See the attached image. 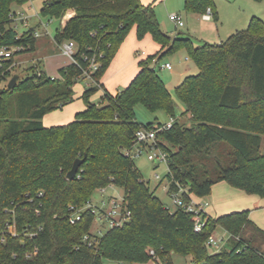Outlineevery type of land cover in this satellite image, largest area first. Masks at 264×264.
I'll return each mask as SVG.
<instances>
[{
    "label": "trees",
    "instance_id": "obj_1",
    "mask_svg": "<svg viewBox=\"0 0 264 264\" xmlns=\"http://www.w3.org/2000/svg\"><path fill=\"white\" fill-rule=\"evenodd\" d=\"M29 1L0 0V49L21 48L0 66V81L13 77L15 54L35 51L34 30L20 34L12 26L13 6ZM208 8L218 21L214 0H185L188 13L203 15ZM69 11L75 14L55 39L76 43L78 65L61 69L55 79L35 66L31 75H18L14 89H0V264H174V255L191 257L192 264H264L257 245L264 241V231L250 220L249 211L218 219L203 215L205 227L196 233L191 215L163 204L125 154L140 128L161 125L139 123L138 105L176 116L175 100L156 67L166 55L186 49L199 74L185 77L175 95L191 125L176 121L158 134L168 153L170 192L179 184L205 198L215 184L225 182L264 199V21L252 17L246 30L226 41L196 46L190 38L163 32L155 2L46 0L41 16L62 21ZM132 29L138 40L150 35L161 49L139 62L127 88L111 95L101 80ZM94 57L98 69L81 96L86 110L67 125L45 127L44 116L74 102V86L88 79L84 71ZM102 89V105L93 104L91 98ZM77 159L84 162L69 180ZM112 185L124 191L131 218L95 236L89 247L83 238L94 236L96 216L87 205L97 191ZM70 207L83 210L73 224ZM219 228L231 238L222 251L212 253L208 238ZM242 248L246 250L239 253Z\"/></svg>",
    "mask_w": 264,
    "mask_h": 264
},
{
    "label": "rangeland",
    "instance_id": "obj_2",
    "mask_svg": "<svg viewBox=\"0 0 264 264\" xmlns=\"http://www.w3.org/2000/svg\"><path fill=\"white\" fill-rule=\"evenodd\" d=\"M153 1L154 0H144V2H147V5H150L153 3ZM45 2L46 0H30L29 4L27 5L13 6L14 12H23L25 17H28L29 20L27 26H23L21 22H18L17 29L19 33L27 31L30 27H32V25L35 24L36 19L34 16L36 12H38L40 14V18H42L41 12ZM214 3L219 19L217 22L215 20L208 22L207 26L202 24L200 21L203 19V15L188 13L185 10V0H157L155 5V14L163 32L173 38L176 36L183 37L184 35H191L194 37L196 42L203 41V43H196L197 46H201L207 42L211 44L218 42L217 44H219L226 41L236 32L246 30L252 17H258L264 21V0L259 2L254 0H214ZM172 14L181 15L185 23L184 28L176 29L175 23L170 19V15ZM43 19L44 23L48 24V30L50 34L48 35L43 32L42 25L37 27L38 31L41 33V37H38L36 50L15 54V62L19 65H16L15 70L11 73L12 76L19 75L21 78H25L32 74L29 69L38 65L39 72L42 71L45 76L55 79L60 77L59 70L66 68L71 64L69 58L63 56L60 48L54 42V37L62 26L61 21L47 17H43ZM37 20L39 21V19ZM204 26L206 33H202V28ZM203 34H205L207 37H200V35ZM128 36V41H131V48L133 49L132 53L136 58H138L136 56V52H140L139 58H144L147 54L154 52L155 45L157 44L150 35H146L142 40H137L135 38V29H132ZM166 63H171L173 66L172 71L162 68V66ZM156 71L162 81L166 84L169 92H171L174 96L176 104V116L173 118L164 112L151 113L144 106L138 105L136 107V115L139 123L143 125H167L172 120H175V122L179 121L182 124L190 126L191 121L189 116L183 115V113L186 111V107L176 97L175 88L181 84V72L185 73V76H195L199 74L198 68L187 54L186 49H180L172 54L166 55L156 67ZM11 79L12 77H10L9 81ZM9 81H0V89L7 87ZM92 83L93 82H91L89 79L82 80L77 83V86L74 87V91L78 92L79 89H88L92 86ZM122 90L123 89H121V91ZM91 102L93 104L102 105V100L100 96L97 95L93 96ZM76 106L77 104L75 103L74 107ZM262 152L264 153V138L262 143ZM133 161L136 167L142 173L144 180L149 183L150 188L154 190L158 186L155 195L162 201L163 204L173 211L175 207L173 206L172 198L168 195L167 190L165 189L168 185V180L165 178L167 174L166 165H158L157 162H151L148 160L146 155L135 157ZM157 174L160 175L162 182H159L155 179V175ZM111 197L122 199L124 197V191L114 185L109 186L103 193L97 191L93 195L92 204L95 206H100L103 201L108 200ZM108 230L109 227L106 221L101 219L95 221L92 232L95 235H99L98 233L101 232L103 236ZM218 232L222 234L223 230L218 229ZM257 245L259 249L264 252V241H259ZM209 251L213 252L211 248H209ZM175 264H192V260L190 257L176 255Z\"/></svg>",
    "mask_w": 264,
    "mask_h": 264
},
{
    "label": "crops",
    "instance_id": "obj_3",
    "mask_svg": "<svg viewBox=\"0 0 264 264\" xmlns=\"http://www.w3.org/2000/svg\"><path fill=\"white\" fill-rule=\"evenodd\" d=\"M29 2L27 4H29ZM154 2L156 5L157 0H154L153 3ZM142 3L147 6V2H144V0H142ZM27 4H25V5H27ZM22 6H24V5H22ZM14 13L16 15L14 17H16V18L24 17L25 20H21L18 22H21L23 24V26H27V24L29 23L28 17L26 18L24 13L21 11L14 12ZM74 14H75L74 11L68 12L66 17L61 21V24H62L61 28L65 25V23L71 17L74 16ZM179 16L181 17V15H179ZM34 17L36 19V22L28 30L33 29L35 33L39 34L38 37L40 38L41 33L38 31L37 27H39V25H42L43 32H45V34L49 35L50 32L48 30V24L44 23L43 17L41 16L42 18H40V14L38 12H36ZM37 19H39V21ZM218 19H219V17H218ZM182 20H183V18H182ZM200 21L202 22V24L207 26V23L212 22L213 18H211L209 21H206L204 19H201ZM12 26H14V22L12 23ZM175 26H176V29L184 28L185 23H184V26H182V27H179L176 24H175ZM205 26L202 28V30H203L202 33H206L205 32ZM208 27H209V25H208ZM23 33H20V34H23ZM38 37H36L37 43L35 46V50H36L37 44H38ZM128 37L125 40V42L122 44V46L120 47L118 53L116 54L115 58L113 59L112 63L110 64L108 70L106 71L104 77L101 80V83L104 86V89L108 93H110L111 95H116L118 92L121 91V89L127 88L130 85V83L134 80V78L137 76V74L140 70L139 62L141 60L146 59L147 57H149L151 55L156 54L161 49V46L157 42L154 41L157 45H155V50L153 53L147 54L144 58H139L140 52H136V56L138 57V58H136L135 55L132 53L133 49L131 48V43H130L131 41L130 42L128 41V39H129ZM176 37H178V36H176ZM183 37L184 38H190L196 46H197L196 43H203V41L196 42L194 40V37L191 35H184ZM200 37H207V36L205 34H203V35H200ZM135 38L137 39L136 31H135ZM54 42L61 50V44H58L56 42L55 37H54ZM214 43L217 44L218 42H214ZM61 53H62V50H61ZM63 56H65V55L63 54ZM70 62L72 63L71 60H70ZM169 64H171V63H169ZM16 65H19V64L16 63ZM36 67H37V69H39L38 65H36ZM59 67H61V66H59ZM171 67H172V69L170 71L173 70L172 65H171ZM185 77H187V76H185V73L181 72L180 73V79H181L180 83L183 82ZM75 86H77V84ZM104 89H102L97 94H95L97 96H100L101 100L105 94ZM85 90L79 89L78 92L74 91V98H75L74 102H72L70 105L65 106L62 110H58V111L49 113L46 116H44V118L42 119L43 125L47 128H51V127H57V126H64V125H67V124L73 122L75 120L76 115L80 112L85 111L87 108L86 104L81 99V96L83 95ZM172 96H173V94H172ZM173 98H174V96H173ZM75 103L77 104L76 107H74ZM263 138L264 137L262 136V143H263ZM261 151H262V144H261ZM157 187L154 189L155 193L157 191ZM199 199H201V201H207L209 203V207L207 209V214L212 219H218L220 217H223V216L231 214V213L249 211L250 220L259 229L264 231V199L260 198L259 196L249 195V194H247L241 190H237V189L231 187L230 185H228L225 182H220V183H217L213 186L212 194L210 196L205 197V198H199ZM175 210H176V208L172 212H174ZM175 256L176 255H174V264H175ZM191 260H192V258H191ZM104 264H126V263L107 260L104 262ZM133 264H159V263L154 261V260H150V261L144 262V263H133Z\"/></svg>",
    "mask_w": 264,
    "mask_h": 264
},
{
    "label": "built area",
    "instance_id": "obj_4",
    "mask_svg": "<svg viewBox=\"0 0 264 264\" xmlns=\"http://www.w3.org/2000/svg\"><path fill=\"white\" fill-rule=\"evenodd\" d=\"M212 18V10L211 8H208L206 13L203 15L204 20H210ZM171 21H173L176 25L179 27L184 26V22L182 20V17H180L177 14L170 15ZM25 20L24 17L16 18L13 17L14 27H18V21ZM35 37H38L39 34L35 33ZM61 50L62 53L68 57L72 63L77 64V60L75 58L77 54V45L73 41H65L61 44ZM21 51V48H14V49H7L2 48L0 49V66L2 63L10 60L15 52ZM99 63L96 60V57L91 59L90 66L87 68V70L84 71L85 75L88 77V79L92 81L90 75L95 72L98 69ZM163 69L171 70V64L167 63L162 66ZM175 124V120H172L167 125H160L156 126L152 129L147 128H140L136 135L134 140V145L131 149H128L125 151V154L127 156L132 157L133 159L135 157H139L141 155H146L148 157V160L154 163L163 164L167 167V174L169 171V159H168V153L166 150L160 146V141L158 139V134L163 131L170 130L173 125ZM166 174V175H167ZM155 179L157 181H161L162 179L160 175H155ZM178 189L176 191L170 192V185L166 186V190L168 195L172 198L173 206L177 209H183L186 213L191 215L192 222L194 224V231L196 233H200L206 224V219L203 218V215L208 216L207 209L209 207V203L207 201H201V199L195 197L194 195L190 194L187 189H184L179 184H177ZM100 192H104L105 189L99 190ZM41 195V194H40ZM187 196V198H184V196ZM87 208L91 209L92 212L96 216V220L104 219L109 227V229L122 227L127 222H129L131 218V212L125 208L124 204V197L122 199L117 198H109L108 200H105L101 203L100 206H95L94 204L89 203L87 205ZM71 211V217L70 222L73 224L76 221H79L81 219V213L83 210L76 209L74 207H70ZM10 231L13 233L14 228L10 227ZM102 236L101 232L98 233ZM95 235H85L83 238V242L87 244L89 247H92L94 243H96L97 239ZM231 238V235L225 231H223L222 234L216 230L213 232L210 237L208 238L207 245L209 248L213 250L212 253H219L222 251L225 247H227V244ZM239 237H236V240H239ZM246 248L240 249L238 252L242 253L245 251ZM150 254L157 259L154 251H151Z\"/></svg>",
    "mask_w": 264,
    "mask_h": 264
},
{
    "label": "water",
    "instance_id": "obj_5",
    "mask_svg": "<svg viewBox=\"0 0 264 264\" xmlns=\"http://www.w3.org/2000/svg\"><path fill=\"white\" fill-rule=\"evenodd\" d=\"M18 79H19V76L18 75H15L12 77V79L9 81L8 83V88L9 89H14L17 82H18ZM84 162V160H81V159H77L74 164H73V167L72 169L70 170V172L67 174V178L69 180L71 179H74L77 175V172H78V169L79 167L81 166V164Z\"/></svg>",
    "mask_w": 264,
    "mask_h": 264
}]
</instances>
